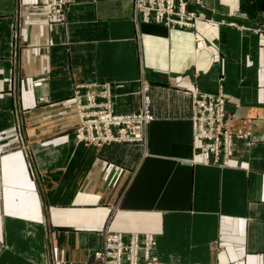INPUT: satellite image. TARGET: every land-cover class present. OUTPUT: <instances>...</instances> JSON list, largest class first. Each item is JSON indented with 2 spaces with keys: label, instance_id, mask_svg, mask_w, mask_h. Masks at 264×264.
Wrapping results in <instances>:
<instances>
[{
  "label": "crops",
  "instance_id": "obj_1",
  "mask_svg": "<svg viewBox=\"0 0 264 264\" xmlns=\"http://www.w3.org/2000/svg\"><path fill=\"white\" fill-rule=\"evenodd\" d=\"M190 0L210 23H138L133 0H0V264H97L103 234H151L158 264H264V0ZM112 84L145 143L75 140L78 85ZM225 94L228 166L192 135L189 91Z\"/></svg>",
  "mask_w": 264,
  "mask_h": 264
},
{
  "label": "built area",
  "instance_id": "obj_2",
  "mask_svg": "<svg viewBox=\"0 0 264 264\" xmlns=\"http://www.w3.org/2000/svg\"><path fill=\"white\" fill-rule=\"evenodd\" d=\"M71 0H38L46 10L48 23H60ZM190 0H133L134 19L138 23L158 24L170 29L194 30L200 21L214 22L200 11L190 8ZM200 4L199 0H195ZM112 84L76 86L73 98L79 116L75 140L88 146L145 143V129L151 122L150 98L144 86L138 112L115 114L112 111ZM191 99L192 135L198 142L197 150L208 155L207 163L228 166L236 138L225 128V96L222 88L206 93L197 87L189 91ZM151 120V119H150ZM154 237L151 234L105 231L101 248L93 252L97 264H158L152 255Z\"/></svg>",
  "mask_w": 264,
  "mask_h": 264
},
{
  "label": "rangeland",
  "instance_id": "obj_3",
  "mask_svg": "<svg viewBox=\"0 0 264 264\" xmlns=\"http://www.w3.org/2000/svg\"><path fill=\"white\" fill-rule=\"evenodd\" d=\"M140 92H141V89H140ZM146 94L148 95V97L150 98V96H149V89L147 88L146 89ZM224 96H225V94H224ZM150 102H151V99H150ZM225 102H226V98H225ZM150 107H151V105H150ZM224 109H225V104H224ZM150 110V109H149ZM150 113H151V110H150ZM225 113H226V111H225ZM227 116V115H226ZM227 119V118H226ZM226 122V121H225ZM96 147V146H95Z\"/></svg>",
  "mask_w": 264,
  "mask_h": 264
},
{
  "label": "bare ground",
  "instance_id": "obj_4",
  "mask_svg": "<svg viewBox=\"0 0 264 264\" xmlns=\"http://www.w3.org/2000/svg\"><path fill=\"white\" fill-rule=\"evenodd\" d=\"M197 26V25H196ZM147 87L144 85V89H146ZM151 119V120H150ZM153 120V117H150L149 119H148V121H152ZM236 139H241V138H236ZM234 143V142H233Z\"/></svg>",
  "mask_w": 264,
  "mask_h": 264
}]
</instances>
